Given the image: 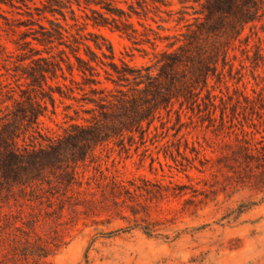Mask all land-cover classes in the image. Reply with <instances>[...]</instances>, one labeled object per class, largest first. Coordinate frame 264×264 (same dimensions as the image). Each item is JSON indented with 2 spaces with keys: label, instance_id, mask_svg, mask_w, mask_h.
<instances>
[{
  "label": "rangeland",
  "instance_id": "1",
  "mask_svg": "<svg viewBox=\"0 0 264 264\" xmlns=\"http://www.w3.org/2000/svg\"><path fill=\"white\" fill-rule=\"evenodd\" d=\"M11 1L0 0V264H264V59L248 58L264 15L227 39L228 63L204 83L194 61L173 60L205 0H116L133 34L85 31L142 81L116 82L95 61L94 76L72 75L57 46L38 43L45 0ZM52 53L65 73L30 76ZM171 74L170 101L139 89ZM121 96L160 106L139 123Z\"/></svg>",
  "mask_w": 264,
  "mask_h": 264
},
{
  "label": "trees",
  "instance_id": "2",
  "mask_svg": "<svg viewBox=\"0 0 264 264\" xmlns=\"http://www.w3.org/2000/svg\"><path fill=\"white\" fill-rule=\"evenodd\" d=\"M115 1L116 0H45L42 2V6H37V9L41 17L44 16L51 24L47 25L38 22L40 28H37V32L33 37L37 39L38 43L44 46L53 48L57 46L59 48L58 51L60 53L62 52L60 54L61 59L66 61L67 68L72 75L76 73L77 69L83 76H88L89 74L94 76L97 71V67L93 63V61H95L97 64L103 63L104 65H111L115 71H117L116 78L114 76L115 74L109 68H106L110 75L107 77L113 81L119 82L123 79L135 78L136 81H140L141 83V76L119 68V64L114 60V50L111 44H109L108 47L112 53L108 54L104 49V44L99 38L88 36V34H93L94 32H85L90 24L94 26L113 24V26L127 32L129 35L133 34L130 30L131 25H134L133 23L123 22V24H120L116 21V15L120 14L121 12L119 11L123 8L117 6ZM10 3L12 5H17L13 0ZM74 4H77L80 10L85 11V14L79 13L74 7ZM87 9H90L92 13L88 12ZM69 10L72 12L71 18L74 22L69 20ZM200 13L203 14L202 18L197 22V27L193 28L191 31L189 40L175 51L177 55L173 60L175 63L173 67L179 62L186 60L194 61L196 64L192 72V78L208 83L210 69H212V67L218 69L221 60L223 63H228L230 59L229 44L226 42L227 39L241 38L248 24L262 19L264 15V0H205L202 2ZM62 17L65 23L61 20ZM73 27H77L76 31H73ZM133 27L134 31H137V28L135 26ZM27 35V32H23L22 37H27ZM91 39L94 40L96 46L102 50L104 55H109L113 59L109 61L104 60L101 55L93 49L90 43ZM25 42H31V40L26 39ZM62 44L70 47L71 53L76 57L77 61L72 59L71 53L67 51V48L62 47ZM82 45H85L87 57L81 54ZM263 49L264 46L261 42L257 45L253 55L248 53V58L256 65H259L260 60L264 59ZM37 50L43 49L37 48ZM49 52H52V50L50 49ZM51 56L56 55L52 53L50 56L33 58L36 65L31 66L28 72L29 75L33 78L38 76L47 77L48 73L51 72L55 76L58 73V68L62 69L65 73L61 60H53L50 58ZM164 74L168 75L169 72L164 70ZM89 79L93 83L102 82V80L95 77H89ZM176 81V75L171 74L169 79L164 83L162 82L154 85L155 87L153 84H146L144 87L139 88L137 86L136 88L143 90L146 94L149 92L154 93L158 98L165 99L164 101L167 102L170 101L174 95H178L174 94L173 90ZM164 87L168 89L169 92L163 95L162 89ZM119 105L125 107V109L130 112V115H134L139 123H142L144 120H151L154 113L153 111L160 106V104H155L152 109L139 110L140 102L138 97H133L128 103V100L124 96H121Z\"/></svg>",
  "mask_w": 264,
  "mask_h": 264
}]
</instances>
